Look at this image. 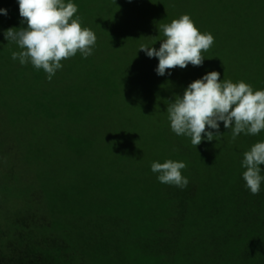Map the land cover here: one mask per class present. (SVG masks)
Masks as SVG:
<instances>
[{
    "label": "trees",
    "instance_id": "trees-1",
    "mask_svg": "<svg viewBox=\"0 0 264 264\" xmlns=\"http://www.w3.org/2000/svg\"><path fill=\"white\" fill-rule=\"evenodd\" d=\"M72 2L96 46L48 81L11 59L20 49L4 32L26 25L16 0H0L4 126L22 153L19 167L0 170V264H264V184L252 195L241 167L264 131L233 141L221 122V136L195 147L166 111L210 71L264 89V0ZM184 14L214 43L202 66L158 76L140 46L158 49L160 26ZM167 159L186 163V188L151 172Z\"/></svg>",
    "mask_w": 264,
    "mask_h": 264
},
{
    "label": "clouds",
    "instance_id": "clouds-1",
    "mask_svg": "<svg viewBox=\"0 0 264 264\" xmlns=\"http://www.w3.org/2000/svg\"><path fill=\"white\" fill-rule=\"evenodd\" d=\"M21 23L26 27L9 28L4 32L7 42L15 43L20 51H13L11 59L21 66L31 64L43 70L51 81L63 68L62 61L76 56L87 59L93 54L97 37L94 31L82 27L78 6L72 0H16ZM0 15L8 16L6 8ZM164 39L159 48L141 45L149 58L158 59V76L171 75L172 69L202 66L203 53L214 43L211 33H201L189 15L184 14L169 24L160 26ZM170 130L177 136L190 138L193 146L211 142L221 136V122L231 131L233 141L240 134L257 136L264 131V89L254 90L244 81L220 79V73L210 71L194 80L175 96L167 106ZM264 140L244 152L242 179L252 195H258L264 184ZM184 161L167 159L153 161L151 172L158 182L184 189L189 180L182 175Z\"/></svg>",
    "mask_w": 264,
    "mask_h": 264
},
{
    "label": "rangeland",
    "instance_id": "rangeland-1",
    "mask_svg": "<svg viewBox=\"0 0 264 264\" xmlns=\"http://www.w3.org/2000/svg\"><path fill=\"white\" fill-rule=\"evenodd\" d=\"M90 3L91 2H88V4ZM138 4L139 3L136 2L137 6ZM99 13H98V19H102L101 17H103L104 14H99ZM7 70H12V67H8ZM2 82L3 80L0 79V84ZM11 98H12V92H7L4 95H0V142H3L6 146L5 150H2V152L5 151L8 153V156L6 158H3L2 154L0 153V170L1 171H5L8 168V166L13 167V168L19 167L20 161L22 158L20 145L17 142V139H15L16 137L15 131L11 129L10 126L8 127L4 126L8 118H7V114L4 112L5 109L3 108L2 102H7L11 100ZM56 136L61 137L63 139L65 138L63 131H61V135L56 134ZM60 163H58V165H60ZM11 203L14 204V201L13 200L10 201V204Z\"/></svg>",
    "mask_w": 264,
    "mask_h": 264
}]
</instances>
